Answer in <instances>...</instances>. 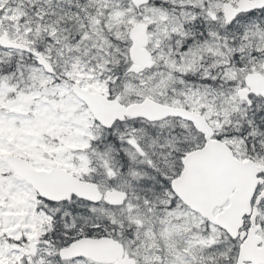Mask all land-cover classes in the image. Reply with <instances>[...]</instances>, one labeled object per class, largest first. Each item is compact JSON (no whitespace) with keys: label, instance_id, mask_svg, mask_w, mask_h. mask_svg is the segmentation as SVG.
Segmentation results:
<instances>
[{"label":"snow or ice","instance_id":"1","mask_svg":"<svg viewBox=\"0 0 264 264\" xmlns=\"http://www.w3.org/2000/svg\"><path fill=\"white\" fill-rule=\"evenodd\" d=\"M0 264H264V0H0Z\"/></svg>","mask_w":264,"mask_h":264}]
</instances>
